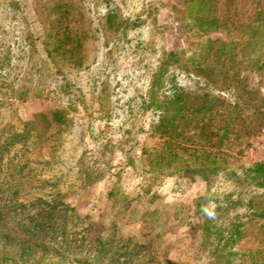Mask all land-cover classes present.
<instances>
[{
  "label": "rangeland",
  "instance_id": "374dc122",
  "mask_svg": "<svg viewBox=\"0 0 264 264\" xmlns=\"http://www.w3.org/2000/svg\"><path fill=\"white\" fill-rule=\"evenodd\" d=\"M186 1L0 0V116L6 121H32L45 114L53 120L60 110L66 111L69 120L52 122L48 134L53 143L37 152L42 159L33 176L23 174L22 194L31 196L39 189L50 194L54 186L48 182L54 181L81 220L90 217L108 232L116 224L113 232L118 240L153 241L164 261L209 264L202 248L206 233L190 210L196 200L207 197L203 212H214L213 201L232 192L231 181L217 175L208 188L200 177L167 176L168 170L174 171L168 168L155 180L156 175L148 171L165 139L153 130V121L139 103L131 113L124 108L130 98L144 93L164 49L181 55L182 66L198 74L189 62L192 52L183 26L188 19ZM217 1L221 15L238 22L255 18L257 0H233L232 5L228 0ZM107 4L122 17H140V26L129 36L135 39L133 44L141 42L135 52L122 49L127 44L124 33L106 23ZM66 29L70 40L62 44ZM210 38L224 41L227 36L221 31ZM59 45L62 48L56 52ZM64 50L70 51L62 55ZM182 70L185 83L194 88ZM65 77L68 81L61 86ZM248 78L249 88L264 102V74L249 73ZM221 152L222 166L239 174L264 162V127L240 139L233 135ZM210 219L214 229L217 223L213 216ZM241 242L240 247L247 250L258 241L249 234ZM4 250L0 244V254L20 252ZM54 261L68 264L60 257Z\"/></svg>",
  "mask_w": 264,
  "mask_h": 264
},
{
  "label": "trees",
  "instance_id": "16d2710c",
  "mask_svg": "<svg viewBox=\"0 0 264 264\" xmlns=\"http://www.w3.org/2000/svg\"><path fill=\"white\" fill-rule=\"evenodd\" d=\"M228 1L232 5L233 0ZM257 1L255 18L238 22L221 15L217 0H187L188 19L183 26L192 52L189 62L198 74L182 66L181 55L164 49L144 93L130 98L124 107L131 113L134 104L139 103L144 115L153 121V130L165 139L148 171L156 175L155 180L168 168L174 171L168 170L167 176L200 177L208 188L213 187L217 175L231 181L232 192L213 201L214 212H203L207 197L196 200L195 208L190 210L200 218L199 228L206 233L202 248L209 264H264V162L239 174L222 166L219 159L221 149L233 135L240 139L264 127V102L256 98L247 83L249 73L264 74V0ZM105 11L106 23L125 35L127 44L122 49L135 52L140 48L141 42L133 44L135 39L129 37L140 26V17H122L110 4ZM221 31L226 32V40L210 38ZM67 32L62 44L70 40ZM61 48L59 45L55 51ZM182 68L194 88L185 83ZM67 79H62L61 86ZM65 114L59 110L53 120L38 114L32 121H6L0 116V244L4 251L20 249L0 254V264H56L57 257L68 264H178L162 260L153 241L118 240L113 232L116 224L108 232L90 217L81 220L54 181L48 182L54 186L50 194L41 189L31 196L21 193L23 174L33 176L36 163L42 159L37 152L53 143L48 134L52 122H69ZM182 160L184 163L174 166ZM88 173L84 167L83 174ZM100 175L94 174L99 179ZM86 179L93 183L91 178ZM212 216L217 223L214 229L209 226ZM249 234L258 241L257 246L243 250L241 241ZM22 239L34 242H20Z\"/></svg>",
  "mask_w": 264,
  "mask_h": 264
}]
</instances>
